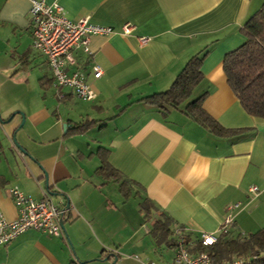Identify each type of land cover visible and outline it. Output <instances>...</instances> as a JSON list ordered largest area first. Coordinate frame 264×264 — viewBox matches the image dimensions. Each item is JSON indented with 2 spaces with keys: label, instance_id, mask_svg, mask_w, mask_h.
Here are the masks:
<instances>
[{
  "label": "crops",
  "instance_id": "crops-1",
  "mask_svg": "<svg viewBox=\"0 0 264 264\" xmlns=\"http://www.w3.org/2000/svg\"><path fill=\"white\" fill-rule=\"evenodd\" d=\"M59 4L72 22L87 17L115 30L124 23L133 27L127 36H90L89 54L74 53V69L96 94L84 102L69 88L54 87L45 58L32 48L29 0H0V62L8 59L17 70L34 73L39 89L52 90L57 102L49 113L44 106L31 111L3 100L0 215L8 222L17 218L7 194L13 187L67 210L65 240L28 230L0 245V264H171L173 246L156 243L151 232L160 215L198 235L217 231L232 204H238L228 227L234 235L264 229V120L245 114L221 64L244 42L243 23L264 0ZM139 37L147 43L141 45ZM202 51L203 80L191 98L207 93L201 102L206 114L219 127L238 130L227 137L180 110L142 100L167 90ZM93 64L102 71L97 79ZM103 165L125 180L126 193L98 170ZM252 186L258 190L254 197L247 190Z\"/></svg>",
  "mask_w": 264,
  "mask_h": 264
},
{
  "label": "trees",
  "instance_id": "trees-1",
  "mask_svg": "<svg viewBox=\"0 0 264 264\" xmlns=\"http://www.w3.org/2000/svg\"><path fill=\"white\" fill-rule=\"evenodd\" d=\"M241 34L244 42L224 56L221 62L222 70L228 89L232 91L245 114L264 120V5L243 23ZM205 55L206 51H202L192 56L167 90L142 100L162 110L167 108L180 110L208 132L218 137H227L238 130L219 127L206 114L201 102L207 93L191 98L193 89L203 80L200 67ZM98 170L107 174V177L118 180L122 192H127L125 180L113 173L107 165ZM152 228L156 243L165 242L173 246L175 251L176 242L181 237L188 253L192 255L204 253L212 259V264H223L235 259H241L242 264H264V229L246 236L234 235L228 231L226 234H219L214 244L202 246L198 235L185 231L183 227L173 226L171 219L165 214L160 215Z\"/></svg>",
  "mask_w": 264,
  "mask_h": 264
},
{
  "label": "built area",
  "instance_id": "built-area-1",
  "mask_svg": "<svg viewBox=\"0 0 264 264\" xmlns=\"http://www.w3.org/2000/svg\"><path fill=\"white\" fill-rule=\"evenodd\" d=\"M59 5V0H51L50 3L44 0H29L31 46L45 58L55 88H69L77 99L91 102L95 100L96 94L85 82L84 74L80 69H74L76 68L74 53L81 51L85 55L89 54L90 36L104 37L112 34L127 36L130 35L133 26L130 23H124L115 30L111 26L93 24L87 17L72 22L65 18V12ZM147 40L146 37H139L137 41L143 45L147 43ZM90 69L94 79L102 75L98 65L93 64ZM247 190L253 197L258 194L255 186ZM7 194L16 209L17 218L8 222L0 215V245L10 243L16 236L28 230L65 240L60 222L67 210L59 209L47 198L40 201L30 199L16 187L8 189ZM237 207L238 204L227 206L228 214L217 231L198 233L199 243L202 246L214 244L219 234H226L229 231L228 227L233 223L231 211ZM183 242L184 240L179 237L171 264H212V259L204 253L196 255L188 253ZM141 264L156 263L146 260ZM223 264H242V260L235 259Z\"/></svg>",
  "mask_w": 264,
  "mask_h": 264
},
{
  "label": "rangeland",
  "instance_id": "rangeland-1",
  "mask_svg": "<svg viewBox=\"0 0 264 264\" xmlns=\"http://www.w3.org/2000/svg\"><path fill=\"white\" fill-rule=\"evenodd\" d=\"M17 68L18 66L14 64L13 67V63L8 59L0 62V110L6 98L9 102L22 104L31 111L36 106L38 108L44 106L43 108L49 109L51 113L53 111L51 108L57 105L56 100L51 96L52 90H40L37 84L38 77L34 73Z\"/></svg>",
  "mask_w": 264,
  "mask_h": 264
},
{
  "label": "water",
  "instance_id": "water-1",
  "mask_svg": "<svg viewBox=\"0 0 264 264\" xmlns=\"http://www.w3.org/2000/svg\"><path fill=\"white\" fill-rule=\"evenodd\" d=\"M22 121H23V118H22ZM21 121V122H22ZM63 221H61L60 223H61V229H62V231H63V236H65V230H64V223H62ZM69 244V243H68ZM70 246V245H69Z\"/></svg>",
  "mask_w": 264,
  "mask_h": 264
}]
</instances>
